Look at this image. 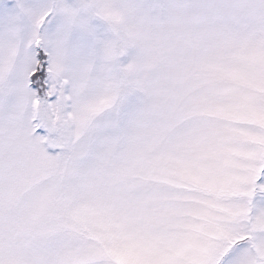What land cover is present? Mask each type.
<instances>
[{
    "label": "snow or ice",
    "instance_id": "1",
    "mask_svg": "<svg viewBox=\"0 0 264 264\" xmlns=\"http://www.w3.org/2000/svg\"><path fill=\"white\" fill-rule=\"evenodd\" d=\"M0 264H264V0H0Z\"/></svg>",
    "mask_w": 264,
    "mask_h": 264
}]
</instances>
